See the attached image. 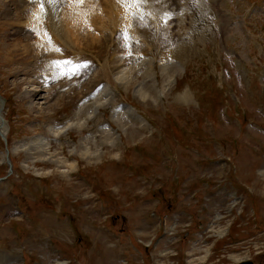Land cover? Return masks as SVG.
I'll return each mask as SVG.
<instances>
[{
  "label": "rangeland",
  "instance_id": "374dc122",
  "mask_svg": "<svg viewBox=\"0 0 264 264\" xmlns=\"http://www.w3.org/2000/svg\"><path fill=\"white\" fill-rule=\"evenodd\" d=\"M26 1L0 0V178L11 165L0 264H264V0H157L155 16L140 3L131 26L123 0H111L116 29L100 24L109 12L78 2L86 26H70V0H55L56 16L73 17L51 44L59 68L46 72L35 57L44 19L33 23L36 0ZM122 105L138 116L119 114ZM76 114L80 129L68 127ZM35 137L75 167L32 161L21 145Z\"/></svg>",
  "mask_w": 264,
  "mask_h": 264
},
{
  "label": "bare ground",
  "instance_id": "6f19581e",
  "mask_svg": "<svg viewBox=\"0 0 264 264\" xmlns=\"http://www.w3.org/2000/svg\"><path fill=\"white\" fill-rule=\"evenodd\" d=\"M49 1L50 0H46L45 1V4H46V7H47V10H48V15H49V17L50 16H55L56 18H57V20L55 21V19H54V21L55 22H53L52 21V24H50L49 22H48V24H49V28L47 29L48 31H49V34L50 35H52V39H53V41L56 39V38H58V39H60L59 37H62L63 38V40L66 38V36H65V33H63V31H62V26L64 27V23L63 22H65L64 20H71V18L73 17V15H69V14H67L66 16H64L63 17V15H64V13L65 12H72V13H74L75 14V20L72 22V23H68V24H70V26H74V27H81V26H84V24H85V26H86V23H85V21H86V18H85V16H84V13L81 11V10H79L78 8H77V5H76V2H77V0H70V2H68L67 1V4H68V6H70V8L71 9H68V7H67V4L64 6V7H62V16L60 17V16H56V14L57 13H54L53 11H49ZM93 1V2H92ZM113 1V0H112ZM112 1L111 0H97V3H95L96 1L95 0H83V3H79L78 5H79V7H82V8H85V10H86V12H91L90 11V9L92 8L91 7V5H92V3H93V6L94 7H98V11L99 12H101V15H102V13L103 14H106L107 12H109V15H107V17H108V20L107 21H102L101 20V22H100V24H102V22H103V25L106 27V28H110V29H112V28H115V24L116 23H118V21L119 20H121V19H123L124 18V21H125V26H128V25H130L131 26V20H133L132 18H133V14L136 12V8H137V6H139V4H137V3H131V5H129L128 3H125L124 2V0H123V3H122V8H120V9H117L118 10V12L120 13V15L122 14L123 16L121 17V16H113L112 17V14H111V11H110V8H111V4H112ZM117 1V0H116ZM153 1H157V0H145V2H144V4H143V6L146 4L147 5V7H146V9H148V11L150 12V13H152L154 16H155V14L156 13H158V12H160L159 11V4L158 5H156V4H154L155 2H153ZM166 1V0H165ZM21 2H24V0H21ZM25 2L26 3H28V2H31V1H26L25 0ZM64 2V1H63ZM66 2V1H65ZM151 2H153L152 4H151ZM163 2V1H162ZM162 2H161V4H162ZM168 2V1H167ZM32 3V2H31ZM36 3V2H35ZM110 4V7H109V4ZM25 4V3H24ZM38 4H40L41 5V1L40 0H37V4H35V7L34 8H36V5H38ZM17 6V5H16ZM23 6V5H22ZM27 6V5H26ZM39 6V5H38ZM141 7V6H140ZM140 7H138V8H140ZM105 8H107V9H105ZM52 9H54L53 8V6H52ZM101 9H103V11L101 10ZM141 9V8H140ZM143 9V8H142ZM142 9H141V11H142ZM39 12H40V10L39 9H37ZM37 10H34V13L32 14V15H30V17L32 18V22L33 23H36V19L39 17L38 15H39V12L37 11ZM91 10H93V8L91 9ZM144 11V10H143ZM142 11V12H143ZM147 11V12H148ZM154 11H155V13H154ZM164 11V10H163ZM44 12V11H43ZM82 12V13H81ZM146 12V11H145ZM165 12V11H164ZM144 13V12H143ZM25 14V13H24ZM116 14V13H115ZM147 14V13H146ZM58 15V14H57ZM150 15V14H149ZM149 15H148V17H149ZM160 15V14H159ZM105 16V15H104ZM103 16H100L99 18H98V25H99V19H103L102 18ZM120 17H121V19H120ZM152 17V16H151ZM150 17V19H154V21L152 20V23H153V25L155 26V27H159L161 24H160V20H158L159 18H155V17H153V18H151ZM159 17V16H158ZM35 18V19H34ZM90 18H92V17H90ZM110 18H111V20H112V22H113V20L115 19V18H117L118 19V21L117 22H115V23H111V20H110ZM126 18H128L129 19V21L127 22L125 19ZM52 18L50 17L49 18V20H51ZM36 20V21H35ZM88 20V19H87ZM35 21V22H34ZM38 21H39V23H37L38 25H39V27H43V25L45 26V27H47V24L45 25V23H41V21L38 19ZM95 22H96V24H97V21L96 20H93L92 21V23L90 22V24H89V27L90 28H92V29H94V26H95ZM133 22V21H132ZM162 23V22H161ZM36 24V25H37ZM61 24H63L62 26H60ZM92 24V25H91ZM134 24V23H133ZM33 25V24H32ZM32 25H29V26H31L32 27ZM135 25V24H134ZM99 26H101V25H99ZM99 26H98V28L96 27V31H99V33H100V36L103 34V32H104V30H105V28H104V26H102V28L99 30ZM133 26V25H132ZM163 26V25H162ZM36 27H38V26H36ZM166 27V26H165ZM125 28V27H124ZM138 28V27H137ZM140 28V27H139ZM45 29V28H44ZM50 29H52V33H51V30ZM84 29H86V28H84ZM89 29V28H88ZM116 29V28H115ZM118 29V28H117ZM131 29V31H134L133 30V28L131 27L130 28ZM159 29H161V28H159ZM158 29V30H159ZM81 31L83 30V29H80ZM87 30V29H86ZM90 30V29H89ZM89 30H87V32L89 31ZM106 30H109V29H106ZM137 30V29H136ZM139 30V29H138ZM39 29L37 28V33H38V35H39V38H40V41H36V43H35V41H34V43H35V45L37 46V48H36V50L38 49V53H37V55L35 56V57H37V59H36V61L38 62V61H40L41 59H44V60H47V62H46V64L45 65H43V66H39V65H37V70L40 72H44L46 69L48 70V68L50 69V70H55V67L59 64L60 65V63H58L57 64V61L54 59V57H58L60 54H62L61 52H59V51H57V50H53L52 49V47H51V42L52 41H48L47 40V38H46V33L45 34H43L42 32H40L39 33ZM112 31V30H111ZM127 32H129L128 31V29L126 30ZM84 32L86 33V31H84L83 30V34H84ZM81 32L79 31V33L78 34H80ZM91 33V32H90ZM136 33V32H135ZM77 34V35H78ZM86 34H88V33H86ZM94 34V33H93ZM129 34V33H128ZM77 35H75L76 37H78ZM96 35V34H95ZM85 35L84 34V36H86V37H88L89 39H91L92 41H94V40H98L99 38H98V36L96 35ZM74 36V35H73ZM80 36H83V35H80ZM83 36V37H84ZM58 39H56V40H58ZM69 40H70V38H68ZM61 41H63L62 39H60ZM59 41V40H58ZM37 42H38V44H37ZM55 42V41H54ZM53 43V42H52ZM64 43V42H63ZM70 43V42H69ZM69 43H67V46L69 47L71 44H69ZM65 45V44H64ZM34 46V45H33ZM35 46V47H36ZM66 45H65V47H67ZM61 47H63V46H61ZM67 47V48H68ZM26 49V50H25ZM31 48H30V46L29 45H27L25 48H24V51H22V53L24 54V53H28V56H29V51H31L30 50ZM63 49H64V47H63ZM61 50H62V48H61ZM44 52L45 53V56L43 55V54H41V52ZM57 51V52H56ZM63 51V50H62ZM66 51V50H65ZM69 51H71V50H69ZM35 52V51H34ZM42 52V53H43ZM66 53H69V52H67L66 51ZM34 54V53H33ZM71 54V53H70ZM66 55V57L68 58V62L67 63H72L73 61H74V57L73 56H71V55ZM64 55V54H63ZM66 57H64L65 59H66ZM51 58H53V59H51ZM63 58V57H62ZM50 59V61L51 62H49L48 60ZM35 61V62H36ZM43 61V60H42ZM41 62V61H40ZM44 62V63H45ZM59 62H61V61H59ZM64 62H65V60H64ZM62 63H63V60H62ZM38 64V63H37ZM42 64V63H41ZM26 65V64H25ZM59 65L57 66L58 68H59ZM62 66V65H61ZM47 67V68H46ZM57 67H56V69H57ZM27 68H29L28 66H27ZM120 67H117L116 69L118 70ZM162 68L163 69H165V67H163L162 66ZM24 71V70H23ZM30 71V70H29ZM37 71V72H38ZM49 71V70H48ZM37 73V74H40V73ZM46 72V71H45ZM31 73V72H30ZM29 74V73H28ZM47 74H49V73H47ZM114 74H117L118 75V81H121V82H125V81H127V78L124 76V74L122 73V72H120L119 70L118 71H116ZM36 75V74H35ZM46 76V75H45ZM51 77V76H50ZM104 77V76H103ZM105 77H107V76H105ZM46 78V77H45ZM45 78H43V79H45ZM44 81V80H43ZM48 81V80H47ZM63 84V83H62ZM95 88V87H94ZM94 88H93V90H94ZM104 90L108 93V91H109V86H104ZM53 89V88H52ZM96 89V88H95ZM50 91V90H49ZM139 92V91H138ZM140 94V93H139ZM90 95H92V94H90ZM89 95V96H90ZM87 97V96H86ZM85 97V98H86ZM106 100V99H105ZM86 101H88L87 99H86ZM86 103V102H85ZM97 110V109H96ZM95 110V111H96ZM118 110V109H117ZM94 112V111H93ZM97 112V111H96ZM128 113V112H130V114H132L133 113V110H131L129 107H123V108H119V114L120 113ZM92 113V112H91ZM95 113V112H94ZM93 113V114H94ZM78 114V113H77ZM76 114V116H75V123H73V124H70V125H68V127H73V126H75L76 125V127L78 128V129H80L81 127H84V124H82L84 121L82 120H80L79 118H78V115ZM91 115V114H90ZM2 117H3V114H2V111H1V109H0V131H1V133L5 136V137H7V134H8V130L5 128V125L3 124V122H2ZM119 124H120V127H124V125L120 122V120H119ZM61 127V126H60ZM60 127H56V126H50V128H49V134L51 133L54 137H58L62 132H63V125H62V129L60 128ZM110 128V132L111 131H113V129H111V127H109ZM103 131H105V133H106V128H103L102 129ZM102 131V133H104ZM64 133V132H63ZM92 138H95V137H92ZM106 139L107 140H109L111 143H113L114 144V141H115V139L112 137V133H107V136H106ZM87 141V142H86ZM88 141H90V142H92V144H95V140L94 139H89V138H87V140L85 139L84 140V143L82 144V148H83V151L81 152V151H79V154H80V152L82 153V155H85V156H88V155H91V151H90V148H89V144H88ZM105 142H106V140H105ZM28 143L29 144H26V145H28V149L26 148H23L22 149V147H25V144H23V145H21V150H26V152L28 153V155L29 156H27V157H29V158H31V160L32 161H34V160H40V161H45L46 159L48 160V161H53L54 163H55V165H56V167L57 168H59L60 169V167H64V168H66L67 169V171H64L65 173H68V172H70V170H72L75 166L73 165V164H69L68 162H67V160L66 159H64L63 157H59V155H57L56 153H51L50 151H49V148H50V143H49V141H48V139L47 138H43V137H35V138H31V139H29V141H28ZM112 144V145H113ZM30 145V146H29ZM98 153H101V151L100 152H98ZM27 155V154H26ZM62 170V169H61ZM61 173H63V174H65L63 171H60Z\"/></svg>",
  "mask_w": 264,
  "mask_h": 264
},
{
  "label": "snow or ice",
  "instance_id": "6c2138e0",
  "mask_svg": "<svg viewBox=\"0 0 264 264\" xmlns=\"http://www.w3.org/2000/svg\"><path fill=\"white\" fill-rule=\"evenodd\" d=\"M77 2L83 3V0H77ZM124 2L131 5V3H137V4L144 3L145 0H124ZM41 10H43V4L42 3H41Z\"/></svg>",
  "mask_w": 264,
  "mask_h": 264
},
{
  "label": "water",
  "instance_id": "95a60500",
  "mask_svg": "<svg viewBox=\"0 0 264 264\" xmlns=\"http://www.w3.org/2000/svg\"><path fill=\"white\" fill-rule=\"evenodd\" d=\"M244 264H251V263H244Z\"/></svg>",
  "mask_w": 264,
  "mask_h": 264
}]
</instances>
